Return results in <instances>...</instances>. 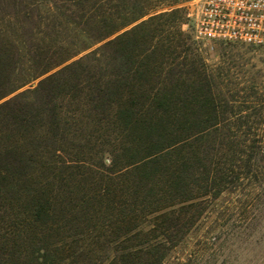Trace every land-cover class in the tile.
<instances>
[{
	"label": "trees",
	"instance_id": "16d2710c",
	"mask_svg": "<svg viewBox=\"0 0 264 264\" xmlns=\"http://www.w3.org/2000/svg\"><path fill=\"white\" fill-rule=\"evenodd\" d=\"M27 4L74 39L36 42L29 7L27 42L0 32V264H166L222 196L264 211V94L225 96L181 10Z\"/></svg>",
	"mask_w": 264,
	"mask_h": 264
},
{
	"label": "rangeland",
	"instance_id": "374dc122",
	"mask_svg": "<svg viewBox=\"0 0 264 264\" xmlns=\"http://www.w3.org/2000/svg\"><path fill=\"white\" fill-rule=\"evenodd\" d=\"M6 1L8 2L4 4L3 9L0 7V32L3 38L17 41L19 44L27 42V33L23 32L21 27L26 24L24 14L29 7V12L32 11V15H36L34 18L36 31L40 32V35L35 36L36 42L39 43L48 36L74 39L72 33L61 28L60 19L47 14V9L41 8L38 12L35 10L36 7H30L27 4L32 3L33 0H17V9L9 4L10 0ZM153 1L156 10L152 14L181 10L179 27L183 32L191 30L192 33V22L187 14L195 4V0ZM15 11L22 13L16 18L5 17L6 14ZM26 26L29 27V25ZM193 47L205 60L209 69L216 73H231L229 80L221 79L219 81V88L226 97H229L228 91L231 90L230 93L235 95L234 99L238 102L236 105L244 101L243 97L246 94L241 90L247 87H256L260 90V95L264 94V46L220 44L214 50H207L199 44H195ZM90 51L82 53L72 61ZM39 80L22 88L17 93L35 87ZM253 101L254 99H250V103ZM249 190V188H245L239 196L224 195L218 201L209 204L198 226L189 234L183 244L170 253L166 264H264L263 205L260 200L255 203L253 208L252 201L248 197ZM240 200L241 203H239ZM254 222L255 226L248 229L247 225Z\"/></svg>",
	"mask_w": 264,
	"mask_h": 264
},
{
	"label": "built area",
	"instance_id": "2783aa9c",
	"mask_svg": "<svg viewBox=\"0 0 264 264\" xmlns=\"http://www.w3.org/2000/svg\"><path fill=\"white\" fill-rule=\"evenodd\" d=\"M199 45L264 46V0H195L187 14Z\"/></svg>",
	"mask_w": 264,
	"mask_h": 264
}]
</instances>
